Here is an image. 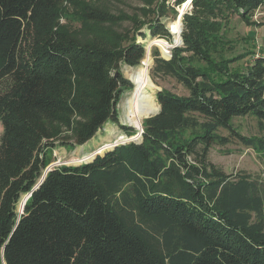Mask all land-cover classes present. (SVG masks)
Segmentation results:
<instances>
[{
    "label": "trees",
    "instance_id": "16d2710c",
    "mask_svg": "<svg viewBox=\"0 0 264 264\" xmlns=\"http://www.w3.org/2000/svg\"><path fill=\"white\" fill-rule=\"evenodd\" d=\"M66 1L0 0V264H264L260 184L209 158L230 137L264 150V139L232 124L252 115L264 127V52L229 53L224 28L236 13L251 23L264 0H178L190 9L183 43L170 58L154 48L152 76L173 78L188 94L158 91L161 110L144 119L141 141L54 166L34 189L66 131L83 145L119 121L120 98L136 86L121 65L138 66L147 54L136 39L82 42L60 22ZM75 3L85 19H109ZM149 28L173 39L161 20ZM155 88L152 80L146 90Z\"/></svg>",
    "mask_w": 264,
    "mask_h": 264
},
{
    "label": "rangeland",
    "instance_id": "374dc122",
    "mask_svg": "<svg viewBox=\"0 0 264 264\" xmlns=\"http://www.w3.org/2000/svg\"><path fill=\"white\" fill-rule=\"evenodd\" d=\"M75 2L82 3V5L92 7L93 9H99V11L104 12L109 19L107 21H91L90 19H85L81 17L79 13L81 9ZM184 5L185 3L179 4L178 0H67L62 6L63 13L60 17V22L64 27L72 30L82 42L91 40L97 34H107L108 36L115 37V39L121 41L123 45H127L129 41L136 39L137 43L142 44L146 48L147 53L151 55L152 64L148 70L149 83H152L153 80L156 84L155 96L157 99V93L162 89H170L181 95L188 94L184 87L173 78H153L154 48L158 47L162 57L170 58L173 47L167 49V53H164L161 47L151 45L152 38L163 37L154 36L149 28L152 23L161 20L162 23L166 24L173 36L172 40L163 39L174 44L175 35L171 31V26L175 21L180 20L181 14L190 10L188 6L185 7ZM224 28L227 38L232 41L230 47L234 50V52L229 53L240 54L248 50L252 52L255 50V54H262V52H264V5L255 11L251 18V23L245 22L236 13L230 16ZM251 60L252 57L250 55L239 58L233 62V66L243 67L251 62ZM134 68L135 67H131L126 63H122L120 70L125 77L130 79V73ZM4 84L5 82L0 83V91ZM133 88L127 89L120 98L117 105L118 122H107L91 141L83 145L76 144V139L72 131H66L64 134L65 138L57 141L56 146L47 153V159L51 160L50 164L56 163L54 166L78 164L73 163L72 159L95 152V150L107 143L108 135L113 136L112 132L128 136L124 130L125 127L136 129L125 121L124 113L125 98L128 97ZM232 124L234 128L245 137L264 139V127H262L260 120L256 116L236 117L233 119ZM2 131L3 126L0 120V136ZM136 131L138 130L136 129ZM220 133L223 136H230L227 129H221ZM114 147L104 149L101 154H104ZM209 158L226 173L231 174L233 178L242 174L251 175V177L260 184L258 185V194L264 201V184L261 179L264 166V150L253 145L248 146L242 141L230 137L228 143H215L211 148Z\"/></svg>",
    "mask_w": 264,
    "mask_h": 264
},
{
    "label": "bare ground",
    "instance_id": "6f19581e",
    "mask_svg": "<svg viewBox=\"0 0 264 264\" xmlns=\"http://www.w3.org/2000/svg\"><path fill=\"white\" fill-rule=\"evenodd\" d=\"M171 31L175 35V40L180 39L181 33V22L180 20L175 21L171 26ZM151 45H157L161 47L164 53H167V49L171 48L174 44L168 42L163 38H152ZM152 64V58L149 53L146 54V57L142 61V63L135 67L133 71L130 73V78L136 83L135 88H133L125 98V121L128 122L129 125L134 126L137 130H140L143 126V121L147 116L153 115L157 113L160 109V105L157 102L156 96L148 93L146 87L148 86L149 80V67ZM127 70V68H126ZM124 121V120H123ZM112 129V128H111ZM113 136L108 135V141L105 145L95 150L96 153H101L104 149L108 147H113L116 143H121L124 140H128L133 138V136H124L123 134L113 133ZM95 152H91L90 154H84L82 157H75L72 159L73 163H81L84 160H89L93 157ZM22 206L20 203L19 208Z\"/></svg>",
    "mask_w": 264,
    "mask_h": 264
},
{
    "label": "water",
    "instance_id": "95a60500",
    "mask_svg": "<svg viewBox=\"0 0 264 264\" xmlns=\"http://www.w3.org/2000/svg\"><path fill=\"white\" fill-rule=\"evenodd\" d=\"M189 1H187V3H188ZM182 16H183V14H181V16H180V22H181V33H180V41H182V43H183V37H182V30H183V21H182ZM181 44V43H180ZM180 44H175V46H177V45H180ZM175 46H172V47H175ZM171 47V48H172ZM169 53V52H168ZM117 74H118V72H117ZM130 80H131V82H132V79L130 78ZM161 110V105H160V109H159V111ZM159 111H157V113H159ZM157 113H155V114H157ZM154 115V114H153ZM151 116V115H150ZM147 117H149V116H147ZM146 117V118H147ZM142 133H143V126L141 127V129L140 130H138V132H137V135H135V136H133V138H131V139H128V140H125V141H122L121 143H126V142H130V141H141V139H142ZM116 145H118V144H115L114 146H116ZM113 146V147H114ZM97 154H99V153H94V155H93V157L92 158H94V156H96ZM91 158V159H92ZM85 162L86 161H88V160H84ZM84 161H82V162H84ZM54 165H56V163L54 164H50V165H48L47 166V168L45 169V171H44V173H43V176L40 178V180H39V182L37 183V185L34 187V189H37L40 185H41V183L44 181V179H45V177H46V175H47V173H48V171L49 170H51L52 169V167L54 166ZM30 194L31 193H29V194H27V195H25L24 196V198L22 199V201H21V203H22V206L20 207V212H23V210H24V206H25V203H26V200L28 199V197L30 196Z\"/></svg>",
    "mask_w": 264,
    "mask_h": 264
},
{
    "label": "clouds",
    "instance_id": "9594fccd",
    "mask_svg": "<svg viewBox=\"0 0 264 264\" xmlns=\"http://www.w3.org/2000/svg\"><path fill=\"white\" fill-rule=\"evenodd\" d=\"M180 43H182V41H180L179 39H177V40L175 41V44H180ZM175 44H174V46H175Z\"/></svg>",
    "mask_w": 264,
    "mask_h": 264
}]
</instances>
